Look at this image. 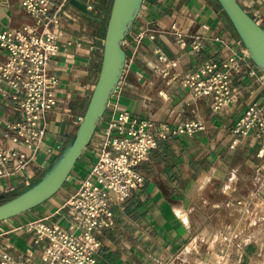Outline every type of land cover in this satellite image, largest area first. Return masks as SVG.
<instances>
[{"label": "crops", "instance_id": "0c3cea01", "mask_svg": "<svg viewBox=\"0 0 264 264\" xmlns=\"http://www.w3.org/2000/svg\"><path fill=\"white\" fill-rule=\"evenodd\" d=\"M113 0H56L53 27L57 51L48 73L56 79L55 105L42 118L45 135L26 170L0 180V194L26 189L50 167L72 138L96 82L103 39ZM253 18L263 12V0H237ZM42 27L21 7L20 0H0V31ZM153 35V38L149 36ZM201 43L193 52L192 41ZM122 48L125 64L98 128L116 110L130 119L147 120L155 131H169L186 122L202 128L192 134H169L158 139L147 159L137 166L143 183L123 205L114 207L108 227L97 232L96 264H217L209 253L219 232L237 231L238 252L226 264H264V156L257 155L264 137L235 138L230 127L251 101L264 96V73L248 53L217 0H143ZM159 53L174 59L172 72L185 73L208 60L231 54L240 59L233 74L237 102L213 111L208 97L192 93L159 72ZM5 51L0 47V60ZM21 117L14 104L0 96V144L11 146L7 125ZM76 161L60 190L40 205L0 221V255L7 251L24 264H42L45 240L24 228L28 221L67 225L62 215L51 216L75 190L94 161L92 144ZM60 145V149L55 146ZM64 146V147H63ZM50 151V152H49ZM60 152V153H59ZM15 184L14 190H7ZM62 209V214L65 213Z\"/></svg>", "mask_w": 264, "mask_h": 264}, {"label": "built area", "instance_id": "2783aa9c", "mask_svg": "<svg viewBox=\"0 0 264 264\" xmlns=\"http://www.w3.org/2000/svg\"><path fill=\"white\" fill-rule=\"evenodd\" d=\"M55 2L20 0L23 10L42 27L40 33H29L26 27L0 31V47L5 51V59L0 60V96L9 99L21 114L7 125L14 133L10 137L11 146L0 144V180L18 177L27 169L45 135L42 118L56 103V79L47 69L50 58L57 51L53 27L58 22L60 6L51 14ZM254 19L264 28V0L263 12ZM149 37L153 38V35ZM191 45L193 52L201 48L198 39ZM158 59L163 78L169 77L194 97H208L213 111L237 102L233 88V74L238 73L241 66L237 54L222 60L205 61L196 69L181 74L172 72L177 66L174 59L163 53H159ZM201 128V122L190 121L172 131L165 125L155 131L147 120L130 119L122 110L112 113L104 126L94 132L98 142L92 144L95 158L90 169L77 181L74 192L51 215H62L67 225L46 222L49 217L24 224L37 240L46 241L41 250L42 264H96L100 246L97 232L110 225L113 208H123L143 183L137 166L147 159L157 140L169 134H192ZM230 132L237 139L264 137V96L248 104L244 113L232 123ZM60 148V145L55 146L57 150ZM257 155L264 156V145L260 146ZM20 182L25 188L31 185L30 177H20ZM15 187L11 184L7 190ZM62 209L66 210L64 214ZM234 238L235 235L226 237V246ZM236 250L238 252V248ZM0 264H24V261L22 255L15 257L5 251L0 255Z\"/></svg>", "mask_w": 264, "mask_h": 264}, {"label": "water", "instance_id": "95a60500", "mask_svg": "<svg viewBox=\"0 0 264 264\" xmlns=\"http://www.w3.org/2000/svg\"><path fill=\"white\" fill-rule=\"evenodd\" d=\"M143 0H113L107 21L100 70L86 109L63 151L32 185L0 203V221L24 213L56 194L92 139L115 91L125 64L122 43ZM243 43L249 58L264 73V28L237 2L217 0Z\"/></svg>", "mask_w": 264, "mask_h": 264}, {"label": "rangeland", "instance_id": "374dc122", "mask_svg": "<svg viewBox=\"0 0 264 264\" xmlns=\"http://www.w3.org/2000/svg\"><path fill=\"white\" fill-rule=\"evenodd\" d=\"M9 196L11 195H8L6 196L5 198H9ZM3 199V198H2ZM2 199L0 198V202L2 201ZM256 207L257 208H262L264 209V203H257L256 204ZM237 231H232L231 229L226 231V232H219L218 234H216L212 241H211V244L209 246V253L212 254V257H213V260L214 262L217 264H226L227 261L229 259H231L233 256L235 257L236 253H237V242L234 241V239L237 237ZM235 235V238L231 240V244L226 246V237H229V236H234ZM224 249V250H223ZM223 251V253H222ZM227 251V252H226ZM225 254H227L225 256ZM198 264H205V263H202V262H199L197 261Z\"/></svg>", "mask_w": 264, "mask_h": 264}, {"label": "trees", "instance_id": "16d2710c", "mask_svg": "<svg viewBox=\"0 0 264 264\" xmlns=\"http://www.w3.org/2000/svg\"><path fill=\"white\" fill-rule=\"evenodd\" d=\"M38 179H39V178H38ZM38 179H37V180H38ZM37 180H36V181H37ZM34 182H35V181H34ZM34 182H33V183H34ZM33 183H32V184H33ZM32 184H31V185H32ZM23 190H24V189H23ZM23 190H20V191H17V192H15V193H13V194H10L11 196H9V198L13 197L14 195H16L17 193H19V192H21V191H23ZM6 196H8V195L0 194V198H1V199L3 198L2 201H1L0 203H2V202H4V201H6L7 199H9V198L6 199V198H5Z\"/></svg>", "mask_w": 264, "mask_h": 264}, {"label": "bare ground", "instance_id": "6f19581e", "mask_svg": "<svg viewBox=\"0 0 264 264\" xmlns=\"http://www.w3.org/2000/svg\"><path fill=\"white\" fill-rule=\"evenodd\" d=\"M64 147V146H63ZM60 153V152H59Z\"/></svg>", "mask_w": 264, "mask_h": 264}]
</instances>
